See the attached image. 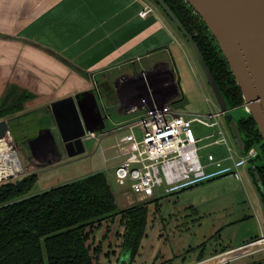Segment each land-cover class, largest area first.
<instances>
[{
  "label": "crops",
  "instance_id": "1",
  "mask_svg": "<svg viewBox=\"0 0 264 264\" xmlns=\"http://www.w3.org/2000/svg\"><path fill=\"white\" fill-rule=\"evenodd\" d=\"M181 43L163 17L145 0H0V77L3 73L23 79L39 73L40 92L36 94L40 97L35 98L34 94L24 103L23 111L45 107L50 117L44 131L49 137L47 146L40 135L35 142L42 145L36 149L43 151V155L50 153L53 145L64 152L49 105L84 92L94 94L91 83H97L96 78L112 91L110 102L105 101L103 94L99 95L103 107L108 103L124 116L139 108L148 87L157 102L172 101L176 97L175 90L167 89V85L176 86L183 99L177 68V57H185ZM113 71H118L114 79L110 74ZM191 76L200 85L197 77ZM96 103L100 111L97 100ZM185 190L164 195L161 200L169 201ZM159 199L141 203L150 202L156 214ZM261 236L264 234L249 239ZM241 240V244L250 241ZM234 248L221 247L194 264H206L214 253L218 256ZM244 258H251V264H264L263 251L237 256L231 261ZM172 262L173 259L167 264Z\"/></svg>",
  "mask_w": 264,
  "mask_h": 264
},
{
  "label": "rangeland",
  "instance_id": "2",
  "mask_svg": "<svg viewBox=\"0 0 264 264\" xmlns=\"http://www.w3.org/2000/svg\"><path fill=\"white\" fill-rule=\"evenodd\" d=\"M146 2L154 8L152 4ZM181 45L185 50V57L181 55L177 57V68L181 77L179 87L183 93V99L173 103L171 107L183 113L206 112L209 109L215 111L213 99L199 74L197 64L186 45L184 43ZM190 71L200 81V85L192 81ZM110 74L114 79L118 71ZM39 77L38 73L34 77L15 79V76L12 78L11 75L1 73L0 104L11 84L16 85L19 91L24 90L32 95L35 94V98L40 97L36 94L40 92L37 87ZM96 79L97 83H91L92 90L104 117L105 130H110L114 128V124L125 120L127 116L119 114L116 107L109 106L108 103L103 107L99 95L103 94L106 102H110L112 95H106L105 83ZM22 112L25 113L21 117L9 120V135L23 170L21 175H15L12 179L2 182H15L23 175H35V183L28 193L32 195L100 172L108 181L118 209L122 210L141 203L136 196L128 192L126 187L116 184L113 178L119 159L116 158L115 149L111 145L126 131L109 135L99 144L96 140L84 141L85 152L74 158L66 157L56 145H53L50 153L47 151L43 155V151L36 149L42 145L35 142L38 139L36 137L40 135V139L44 140L47 146L49 137L44 131L49 126L50 117L45 107H36L32 111ZM245 116L239 110L232 112L234 120ZM194 131L199 135H205L210 130L194 126ZM99 133L100 130L96 128L95 134L99 135ZM207 152L219 154L223 152V147H210L204 150L203 154ZM156 197L160 198L159 200L164 198L162 189L156 191ZM159 205L156 214L153 213L154 206L152 204L148 206L150 211L145 237L142 239L138 254L130 264H167L171 259L174 260L172 264H194L202 257H210L214 250L225 246L236 248L242 243L241 239L247 238L248 241L255 235L259 237L261 233L264 234V216L259 195L244 169L241 181L233 177L215 178L189 187L169 201L161 200ZM119 220L116 218L112 223L98 224L90 232L89 242L94 243L93 247L101 244L97 264H120V261H123L122 264H129L127 256L123 255L120 249L124 226ZM236 253L238 256V252ZM216 254L218 253H214L206 264H227V262L228 264H251L252 261L251 258L231 261L237 258L234 254L221 263L219 255L215 256Z\"/></svg>",
  "mask_w": 264,
  "mask_h": 264
},
{
  "label": "trees",
  "instance_id": "3",
  "mask_svg": "<svg viewBox=\"0 0 264 264\" xmlns=\"http://www.w3.org/2000/svg\"><path fill=\"white\" fill-rule=\"evenodd\" d=\"M164 1L193 36L226 97L224 84L232 83L233 77L200 19L185 8L182 0ZM235 90L241 101L237 86ZM105 91L111 95L107 84ZM31 98L32 94L11 84L0 104V120L22 116L24 103ZM258 177L264 208V177ZM34 183L35 175L29 176L22 186L12 181L0 183V264H97L101 244L93 247L89 234L96 225L112 223L116 218L124 226L120 249L129 264L134 261L145 237L150 202L118 209L108 181L100 172L28 195Z\"/></svg>",
  "mask_w": 264,
  "mask_h": 264
},
{
  "label": "water",
  "instance_id": "4",
  "mask_svg": "<svg viewBox=\"0 0 264 264\" xmlns=\"http://www.w3.org/2000/svg\"><path fill=\"white\" fill-rule=\"evenodd\" d=\"M146 1L152 4L188 48L236 152L244 155V146L237 130L240 119L251 118L254 121L264 145V0H182L185 8L200 19L207 35L213 40L212 46L216 48L220 59L227 64L241 92L243 102L239 106L230 105L193 36L187 32L168 4L164 0ZM49 109L68 158L85 152L82 139L85 131H92L98 125L104 127L103 117L92 92L54 101ZM234 110H239L246 116L234 120ZM8 133L9 121L0 120V139ZM250 171L251 166L245 168L255 185L263 213V202L258 191L261 188L260 179L255 172L251 176ZM26 179L27 175H23L17 185L20 186Z\"/></svg>",
  "mask_w": 264,
  "mask_h": 264
},
{
  "label": "built area",
  "instance_id": "5",
  "mask_svg": "<svg viewBox=\"0 0 264 264\" xmlns=\"http://www.w3.org/2000/svg\"><path fill=\"white\" fill-rule=\"evenodd\" d=\"M170 88L177 94L172 101L157 102L148 87L139 108L130 112L125 120L114 124L109 131L98 125L99 135L94 128L85 131L82 137L83 141L96 140L99 144L103 137L126 131L111 145L119 159L113 178L142 202L155 198L159 189L164 195H171L219 177L230 176L241 181L242 170L245 171V155L236 152L220 114L210 109L196 113L173 109L171 105L181 101L182 95L176 86L167 85V89ZM194 126L210 131L199 135ZM214 146L223 147V152L203 154ZM252 154L253 151H249L248 156ZM256 251L264 252V236L220 254L219 262L230 255L237 256L236 252L240 256Z\"/></svg>",
  "mask_w": 264,
  "mask_h": 264
},
{
  "label": "flooded vegetation",
  "instance_id": "6",
  "mask_svg": "<svg viewBox=\"0 0 264 264\" xmlns=\"http://www.w3.org/2000/svg\"><path fill=\"white\" fill-rule=\"evenodd\" d=\"M231 81L232 83L224 84L223 91L232 106H239L242 104L243 99L239 101L238 97L235 96V94H237V91L235 90L236 84L233 82L232 78ZM237 130L244 146L245 168L249 166L252 167V171H250L251 176H253V173L255 172L257 175L264 177V145H262V137L256 130L254 121L252 119L238 120ZM249 151H253V154L250 156H248ZM29 176L31 175H27V178ZM19 180L20 179H17L15 182L17 183ZM23 183L20 186H22Z\"/></svg>",
  "mask_w": 264,
  "mask_h": 264
},
{
  "label": "bare ground",
  "instance_id": "7",
  "mask_svg": "<svg viewBox=\"0 0 264 264\" xmlns=\"http://www.w3.org/2000/svg\"><path fill=\"white\" fill-rule=\"evenodd\" d=\"M23 166L8 134L0 139V182L21 175Z\"/></svg>",
  "mask_w": 264,
  "mask_h": 264
}]
</instances>
